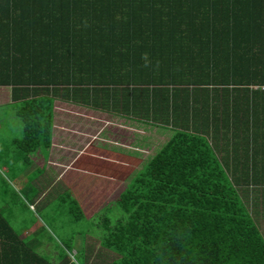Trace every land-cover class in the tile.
I'll return each instance as SVG.
<instances>
[{
    "label": "trees",
    "instance_id": "1",
    "mask_svg": "<svg viewBox=\"0 0 264 264\" xmlns=\"http://www.w3.org/2000/svg\"><path fill=\"white\" fill-rule=\"evenodd\" d=\"M262 19L264 0H0L14 180L51 148L58 98L173 132L97 225L98 253L50 261L0 208V264H264Z\"/></svg>",
    "mask_w": 264,
    "mask_h": 264
},
{
    "label": "rangeland",
    "instance_id": "2",
    "mask_svg": "<svg viewBox=\"0 0 264 264\" xmlns=\"http://www.w3.org/2000/svg\"><path fill=\"white\" fill-rule=\"evenodd\" d=\"M8 96V91H0V100ZM14 112L12 105L0 106V149L3 152L12 151L8 159L11 170L17 175L22 164L19 165L18 151L11 141L22 138L23 133ZM53 113L55 149L51 156L66 154L63 157L69 158L67 149H63L70 147L69 150L74 151L73 155L81 160L85 169H78L76 163H65L68 166L58 170L59 175L63 173L59 178L66 182L60 181L55 185L50 180L54 178L50 168L38 172L32 153L31 165L24 171L28 182L23 183L22 177L14 180L0 163V208L13 228L29 236L28 240L34 242L37 251L50 261L55 262L65 250L68 257L77 263L81 262V254L87 247L94 253L101 250V230L97 225L104 215L114 219L120 215L116 205L118 197L146 162L167 143L173 132L144 122H134L124 116L67 104L59 98L54 101ZM39 150L47 160L48 151ZM1 154L0 161L4 162ZM79 154L82 158H78ZM86 169L89 171L85 173ZM39 176L44 184L38 187L35 182ZM1 178L7 180V185ZM69 184L77 188L75 192L79 193L72 198L82 205L81 209L86 214L80 219L76 218L79 211L71 209L69 199H62L70 193ZM44 185L55 188L47 195L38 196L39 191L47 189ZM258 222L264 232V220ZM69 244L70 252L66 249Z\"/></svg>",
    "mask_w": 264,
    "mask_h": 264
},
{
    "label": "crops",
    "instance_id": "3",
    "mask_svg": "<svg viewBox=\"0 0 264 264\" xmlns=\"http://www.w3.org/2000/svg\"><path fill=\"white\" fill-rule=\"evenodd\" d=\"M261 23V28H260V31H261V34L262 35H264V19H262L261 21H258V23ZM238 31H239V33L241 34V35H243V32L245 31V27L244 28H239L238 29ZM251 33V35H252V30H249L248 31V33H247V35L245 36L246 37V39L245 40H248V35ZM245 37H243V38H245ZM240 87H242V86H236V88H240ZM257 88H259V87H251V89H253V90H256ZM11 88L10 87H0V91H8L9 92V96L7 97V98H5L4 100H0V106L1 105H7V104H10V103H12L13 101H12V98H11V90H10ZM262 90H264V89H262ZM64 102H66V101H64ZM67 104L69 103V104H73V103H70V102H66ZM110 115V114H109ZM117 117L119 116V115H116ZM119 117H121V116H119ZM134 122H136L135 120H133ZM53 135H54V123H53V129H52V145H51V148L48 150V155H49V158L46 160V157L45 156H43L42 155V153H39V152H37L34 156H33V158H34V164H35V167L37 168V169H47V168H50V170L52 171V173H51V175L52 176H54V178H50V180H52L51 182H53L55 185L56 184H59V183H61L60 181H64V182H66L64 179L62 180V179H60L59 177H60V175H59V170H61L62 168H64V167H67L68 166V164H66V165H64L65 163H69V162H72V163H76L79 167H78V169L81 167L82 169H85L84 168V166H81V163H80V161L81 160H77V157L75 156V155H73V152L74 151H70L71 149H70V147H69V149L68 148H64L63 150H65V149H67V155L69 156V158L68 157H63L64 155H66V154H64L63 156H51V153H52V150L53 149H55L54 148V138H53ZM170 138H171V136H170ZM71 154L73 155L72 157L73 158H70L71 157ZM75 154V153H74ZM82 156V154H79V156H78V158L80 157V158H82L81 157ZM59 169V170H58ZM87 171H89L88 169H86L85 170V173L87 172ZM62 175H63V173H62ZM61 175V176H62ZM37 179H36V182H35V184L39 187V186H41L42 185V183H43V181L41 180V177L39 176V177H36ZM50 182V183H51ZM50 183H48L47 185L49 186V184ZM44 184V183H43ZM47 185H44L47 189H44V190H42V191H39V193H38V196L40 195V196H44V195H47L48 193H50V192H48V191H52L55 187L53 186V188H52V186L51 187H48ZM70 186H71V184H69ZM44 187V188H45ZM69 191H70V193L72 194V196L74 197V195H78V193L79 192H75V191H77V188L76 187H74V186H71V187H69ZM96 194H97V192H95ZM80 206H81V208H82V205L80 204ZM83 209V208H82ZM86 215V214H85Z\"/></svg>",
    "mask_w": 264,
    "mask_h": 264
}]
</instances>
